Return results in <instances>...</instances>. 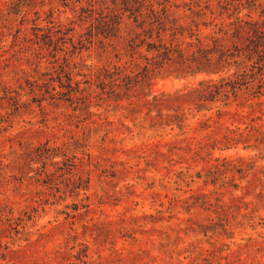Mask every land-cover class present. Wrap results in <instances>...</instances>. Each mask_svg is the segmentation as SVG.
<instances>
[{"label": "rangeland", "instance_id": "374dc122", "mask_svg": "<svg viewBox=\"0 0 264 264\" xmlns=\"http://www.w3.org/2000/svg\"><path fill=\"white\" fill-rule=\"evenodd\" d=\"M147 42L232 52L227 83L146 84ZM257 47L264 0H0V264H264Z\"/></svg>", "mask_w": 264, "mask_h": 264}, {"label": "trees", "instance_id": "16d2710c", "mask_svg": "<svg viewBox=\"0 0 264 264\" xmlns=\"http://www.w3.org/2000/svg\"><path fill=\"white\" fill-rule=\"evenodd\" d=\"M146 51L151 53L150 59H152V63L155 64L153 68H150L149 65L151 61H147L144 70V82L147 84L148 79L150 78V70L154 68L164 69V70H171L175 71L176 74H194L198 72H204L206 75L211 74H218L219 78L217 79L221 84L227 83L225 80L226 77L220 76V73L228 71L229 65V58L233 57L232 52H226V50L216 49L213 47H204L199 46L197 52L198 54H194L191 57L187 56L183 48L174 44L168 45L165 42L155 43V42H147ZM256 54L251 56L250 59L255 60L256 63L259 61H264V55L262 54L261 48L255 49ZM146 58L149 59V56L146 55ZM236 61V60H235ZM239 72V70H238ZM215 79H202L200 81V85L206 83L210 86L217 87L215 83H209L214 81ZM198 88V87H197ZM203 90V89H201ZM185 93L181 92L180 90H176L174 92L169 91H162L159 94H153L152 99L148 101L150 110L154 108L157 110L158 115L161 119L173 121L174 119H178L179 113L177 112H170V104L169 101L173 99H178L182 101V97ZM180 101V102H181ZM178 103V105L180 104ZM164 110H167L164 112ZM179 125V124H178ZM180 127V125H179ZM233 136L229 134H225L222 140H218V143L228 142L232 139ZM216 145V144H214Z\"/></svg>", "mask_w": 264, "mask_h": 264}]
</instances>
